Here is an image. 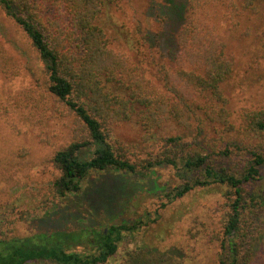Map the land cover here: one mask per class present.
I'll use <instances>...</instances> for the list:
<instances>
[{"label":"trees","instance_id":"obj_1","mask_svg":"<svg viewBox=\"0 0 264 264\" xmlns=\"http://www.w3.org/2000/svg\"><path fill=\"white\" fill-rule=\"evenodd\" d=\"M127 1L0 0L19 35H0V75H29L37 60L43 80L32 78L18 104L40 118L51 111L52 119L70 120L69 141L51 158L57 175L50 208L80 194L90 171L141 178L169 166L180 184L164 192L163 207L196 188H225L221 228L207 240L217 245L213 264H256L264 248V109L243 108L234 117L227 86L235 57L214 25L223 17L237 31L264 16V0H155L147 12L164 43L158 34L151 43L141 22L132 32L114 23ZM161 44L174 48L171 61ZM128 123L150 142L143 159L133 161L111 143L114 128ZM140 226L84 229L78 239L70 232L3 236L0 264H183L174 248L127 249L117 261L124 236Z\"/></svg>","mask_w":264,"mask_h":264},{"label":"rangeland","instance_id":"obj_2","mask_svg":"<svg viewBox=\"0 0 264 264\" xmlns=\"http://www.w3.org/2000/svg\"><path fill=\"white\" fill-rule=\"evenodd\" d=\"M154 1L129 0L121 13L111 17L129 32L135 29L136 22H141L144 29L148 25L151 43L157 34L164 43L158 22L149 19L153 14L147 12ZM216 23V33L227 42L236 62L227 86L234 117L243 108L264 109V16L252 18L237 31H230L223 17ZM11 26L0 12V35L3 32L6 39L18 38ZM161 46L163 57L171 61L176 56L174 48L170 52L171 48ZM112 47L122 51L119 42L112 41ZM5 48L9 49V45ZM30 55L35 57L33 52ZM33 67L29 75L22 74L11 81L0 75V238L70 232L78 235L73 239H78L84 229L105 230L109 225L137 223L140 228L124 236L117 261L127 249L146 247L160 253L177 249L183 254V264H213L217 245L207 244V240L221 228L223 213L219 206L225 188H196L163 207L167 203L164 192L180 184L169 166L155 167L142 179L90 171L80 194L68 195L57 208H50V183L57 175L51 158L68 143L70 120L59 116L52 119L51 111L40 118L27 103L18 104L32 78L43 80L37 60ZM111 143L133 161L145 158L144 152L151 151L146 149L150 142L142 141L134 123L116 126ZM255 262L264 264L263 247L258 249Z\"/></svg>","mask_w":264,"mask_h":264}]
</instances>
